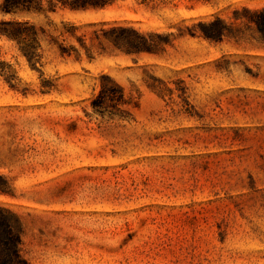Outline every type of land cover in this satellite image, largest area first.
I'll return each instance as SVG.
<instances>
[{
	"label": "rangeland",
	"instance_id": "374dc122",
	"mask_svg": "<svg viewBox=\"0 0 264 264\" xmlns=\"http://www.w3.org/2000/svg\"><path fill=\"white\" fill-rule=\"evenodd\" d=\"M244 7L264 0L0 13L45 30L35 66L0 36V174L12 185L0 206L18 215L28 264H264V42L236 19ZM217 16L243 37H199ZM68 25L88 45L133 27L156 49L104 40L90 60ZM113 85L125 103L95 108Z\"/></svg>",
	"mask_w": 264,
	"mask_h": 264
},
{
	"label": "trees",
	"instance_id": "16d2710c",
	"mask_svg": "<svg viewBox=\"0 0 264 264\" xmlns=\"http://www.w3.org/2000/svg\"><path fill=\"white\" fill-rule=\"evenodd\" d=\"M119 0H0V13L20 15L24 13H55L58 9L84 10L88 8L105 7ZM236 19H241L243 24L259 34L264 42V8H243L242 14L235 11ZM238 14V15H237ZM201 28L199 37L215 43H221L226 39L243 37L244 32L233 28L221 17H215L207 22L198 23ZM42 34L45 30L28 20L0 21V36H4L18 44L20 52L35 66L41 59ZM76 37L80 46L84 49L87 57L94 58V48L108 40L115 47L126 53L152 52L156 44L152 41V34H145L133 27L114 25L109 29H102L101 33H95V38L88 45L85 37L76 36V28L73 25L65 27L62 35ZM195 35V34H192ZM58 47L62 56L80 57V50L74 46H66L51 38V42ZM123 92L117 85L102 86V90L94 100L93 105L97 109H103L106 99L115 101L117 104L125 103ZM0 194H12V185L9 180L0 174ZM18 215L8 208L0 206V264H28L21 253V227Z\"/></svg>",
	"mask_w": 264,
	"mask_h": 264
}]
</instances>
